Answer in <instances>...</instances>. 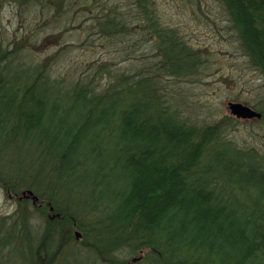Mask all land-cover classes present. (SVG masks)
I'll return each instance as SVG.
<instances>
[{"label": "trees", "instance_id": "1", "mask_svg": "<svg viewBox=\"0 0 264 264\" xmlns=\"http://www.w3.org/2000/svg\"><path fill=\"white\" fill-rule=\"evenodd\" d=\"M184 1L209 8L264 79V0ZM6 5L34 27L0 35V184L17 197L0 264H126L144 249L133 264H264V149L233 135L235 115L200 118L180 89L212 52L158 0ZM77 27L110 56L56 64L72 48L57 38Z\"/></svg>", "mask_w": 264, "mask_h": 264}, {"label": "rangeland", "instance_id": "2", "mask_svg": "<svg viewBox=\"0 0 264 264\" xmlns=\"http://www.w3.org/2000/svg\"><path fill=\"white\" fill-rule=\"evenodd\" d=\"M158 3L160 11L167 21L181 25L191 41L199 46L207 47L212 52L209 69L201 78L194 80L182 79L180 81L182 94L186 95L188 101L193 102L196 108H199L200 118L207 114H214V116H221L223 113L232 114L228 108L229 101L247 103L257 110L264 108V79L262 75L249 64L246 56L236 45L235 36L231 34V30L226 28L219 30L217 28L219 24L216 25L211 21V17L208 16L209 8L203 14L184 0H158ZM212 8L218 11L216 7ZM33 17H35L34 14H26V22L34 20ZM20 18L21 16L16 7L6 5L0 14V35L4 36L6 40H10L22 35L25 24L34 27L33 21L25 23ZM215 18L220 19L221 15ZM76 29L78 27L75 29L70 28L64 33L62 39L57 38L60 39L58 41L60 45L71 43L72 48L66 50L65 55L63 54V57L56 64L68 65L76 61L88 62L95 58L102 59L107 57V54L110 56L106 50L109 51L111 47H104V44H101L100 41H96L94 44L80 43L82 40H79ZM51 30L58 31L59 29L53 25L45 28L47 32ZM55 41L56 38H54ZM52 47L55 49L53 50ZM60 48L59 45L51 46L49 52L52 53V51ZM211 118L214 117L211 116ZM236 119V124L230 130L233 135L242 141L249 138L251 142L261 145L264 149V123L256 121V117L251 119L236 117ZM21 197L23 196L21 195ZM16 203L17 197L9 193L0 184V218L10 214ZM76 231L78 230L73 231L75 236ZM145 251L148 250L144 249L142 255ZM81 255L86 258L84 254ZM131 260L126 264H131Z\"/></svg>", "mask_w": 264, "mask_h": 264}, {"label": "water", "instance_id": "3", "mask_svg": "<svg viewBox=\"0 0 264 264\" xmlns=\"http://www.w3.org/2000/svg\"><path fill=\"white\" fill-rule=\"evenodd\" d=\"M228 108L233 115L240 118H254L262 116L260 111L240 101H229ZM22 196L26 198L31 197L34 202H36V200L39 198L38 195L34 194V192L30 189L23 190ZM76 236L77 238H80L81 232L76 231Z\"/></svg>", "mask_w": 264, "mask_h": 264}, {"label": "flooded vegetation", "instance_id": "4", "mask_svg": "<svg viewBox=\"0 0 264 264\" xmlns=\"http://www.w3.org/2000/svg\"><path fill=\"white\" fill-rule=\"evenodd\" d=\"M143 255H140V256H134L131 260V264L135 263L136 261L140 260L142 258Z\"/></svg>", "mask_w": 264, "mask_h": 264}]
</instances>
